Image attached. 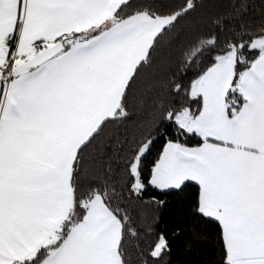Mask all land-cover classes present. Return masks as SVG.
Wrapping results in <instances>:
<instances>
[{"label":"snow or ice","instance_id":"obj_1","mask_svg":"<svg viewBox=\"0 0 264 264\" xmlns=\"http://www.w3.org/2000/svg\"><path fill=\"white\" fill-rule=\"evenodd\" d=\"M0 264H264V0H0Z\"/></svg>","mask_w":264,"mask_h":264},{"label":"trees","instance_id":"obj_2","mask_svg":"<svg viewBox=\"0 0 264 264\" xmlns=\"http://www.w3.org/2000/svg\"><path fill=\"white\" fill-rule=\"evenodd\" d=\"M165 220H167V217H165Z\"/></svg>","mask_w":264,"mask_h":264}]
</instances>
